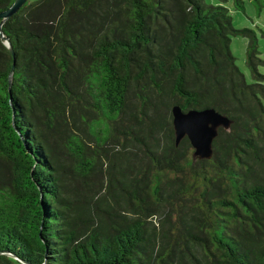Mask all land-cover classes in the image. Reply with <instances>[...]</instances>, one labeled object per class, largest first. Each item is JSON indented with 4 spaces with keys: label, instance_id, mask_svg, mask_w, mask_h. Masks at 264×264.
<instances>
[{
    "label": "trees",
    "instance_id": "1",
    "mask_svg": "<svg viewBox=\"0 0 264 264\" xmlns=\"http://www.w3.org/2000/svg\"><path fill=\"white\" fill-rule=\"evenodd\" d=\"M228 1L27 0L1 25L0 264H264L263 61ZM174 104L231 120L210 159Z\"/></svg>",
    "mask_w": 264,
    "mask_h": 264
},
{
    "label": "water",
    "instance_id": "2",
    "mask_svg": "<svg viewBox=\"0 0 264 264\" xmlns=\"http://www.w3.org/2000/svg\"><path fill=\"white\" fill-rule=\"evenodd\" d=\"M26 2L27 0H14L6 10L0 12V35L11 52L9 39L3 35L1 25ZM12 73L13 67L8 75L9 89L12 83ZM170 111L175 144L178 145L186 137L193 148L194 160L210 159L213 155L212 143L217 136L218 128L228 130L231 120L212 107L183 110L179 104H174Z\"/></svg>",
    "mask_w": 264,
    "mask_h": 264
},
{
    "label": "rangeland",
    "instance_id": "3",
    "mask_svg": "<svg viewBox=\"0 0 264 264\" xmlns=\"http://www.w3.org/2000/svg\"><path fill=\"white\" fill-rule=\"evenodd\" d=\"M203 1L208 4H215L222 0H203ZM243 2H244L243 11L240 9H235L234 6L229 1L223 3L226 4V6L230 9L233 27L235 28L245 27L252 29L255 32L258 40L259 57L263 61L259 65L258 70L260 73L264 74V11L258 12L255 5L249 0H243ZM247 43H248V38L242 36H233L231 37L230 51L232 55L235 57V64L244 74L246 81L251 82L252 81L251 74L245 59ZM133 93H134V88H131L129 95V102L136 101V98L134 97ZM152 97H154V95ZM102 159L103 161L101 167H102L103 180H106L108 161L105 157H103ZM155 220L156 217L154 218V221Z\"/></svg>",
    "mask_w": 264,
    "mask_h": 264
}]
</instances>
